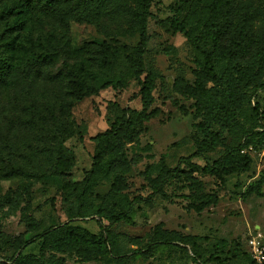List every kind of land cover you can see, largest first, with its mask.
Listing matches in <instances>:
<instances>
[{"label":"rangeland","instance_id":"1","mask_svg":"<svg viewBox=\"0 0 264 264\" xmlns=\"http://www.w3.org/2000/svg\"><path fill=\"white\" fill-rule=\"evenodd\" d=\"M11 1L14 0H0V12ZM194 1L153 3L145 72L141 76L144 80L150 69L156 72L154 100L147 108L140 93L142 83L127 72V56L136 57L139 43L138 29L133 23L118 16L91 20L56 9L51 11L53 14L32 12L30 23L20 31L15 46L17 51L20 47L24 51L15 61L17 70L9 75L7 84L0 83V157L3 153L12 158L19 153L41 155L39 150L44 145L58 143L47 132L54 128L47 126L50 116L44 119V132L34 125L19 123V119L28 118L27 107L33 102L54 106L57 96L63 98L67 94L68 79H63V75L75 73L83 64L91 74H102L95 55L99 45L109 44L120 70L127 74L124 89H102L72 107L65 106L64 110L60 104L55 105L61 126L57 133L64 134L63 145L74 152L75 165L65 174L52 168H47V173L64 184L77 186L91 168L95 150L92 138L110 127L118 107L131 109L132 117L135 116L134 124L118 140L119 149L131 160L130 168L122 173L121 179L113 175L110 179L101 178L86 197L89 214L70 219L72 222L99 233L103 223L108 226L106 219L100 217L105 210L100 206L114 188L131 197L148 196L152 191L151 186L147 187L144 172L149 164L163 160L171 168L180 166L184 170L164 187L165 195H152L146 203L137 205L131 220L111 225L124 247L119 259L108 254L83 260L75 253L50 249L43 251L45 259L62 264H249L251 238L258 237L264 243V70L244 76L236 96L228 102L226 124L213 126L214 132H219L215 149L193 159L204 166L206 161L227 155L223 172L217 175L193 172L180 163L199 147L203 136L198 126L204 116L196 110V99L184 93L178 81L182 78L191 85L201 82L207 87L214 86L210 81H199L202 79L195 75L193 45L201 38L204 25L193 21L194 24L187 25L185 34L176 33L171 27L173 20L187 14ZM198 2L203 5V1ZM177 11L182 14H176ZM256 11L261 14L259 4ZM45 49L54 52L51 62H39L29 72L19 69L30 51ZM0 53H9L7 38L0 40ZM244 64L237 66L234 76L242 75ZM96 80L100 79L90 81ZM9 116L17 121L16 131L7 122ZM45 180L7 177L0 172V260L21 251L40 255L41 241L24 250L20 246L48 227L70 221L69 203H77L78 189L69 186L63 190ZM204 193L215 195L216 200L197 212L184 195ZM107 210L110 212V208ZM179 238L187 239L182 242Z\"/></svg>","mask_w":264,"mask_h":264},{"label":"trees","instance_id":"2","mask_svg":"<svg viewBox=\"0 0 264 264\" xmlns=\"http://www.w3.org/2000/svg\"><path fill=\"white\" fill-rule=\"evenodd\" d=\"M198 1H203V5L199 6ZM154 2L155 0H14L6 3L0 12V21L3 22L0 23V40L7 38L9 53L6 55L0 53V83L7 84L9 75L17 70L15 61L24 50L20 47L17 51L15 44L20 31L30 23L32 12L41 11L53 14L51 11L57 9L60 13H73L76 17H88L91 20L98 17L112 19L118 16L133 23L138 29L137 54L136 57L127 56V72L132 73L130 75L142 83L140 93L145 107H150L154 100L152 91L155 87L156 72L150 69L144 80H141V76L145 72L144 55L149 46L148 23L149 18L153 16L151 9ZM258 4L261 7V14L256 11ZM186 13L183 18L177 17L172 21V30L185 34L187 25L201 21L204 25L202 36L193 45L195 75L198 80L202 79L199 81L207 80L214 86L207 87L201 82L191 85L184 82L182 78L178 81L180 89L196 99V110L204 116L202 124L198 126L203 136L199 147L189 156L182 158L180 163L193 172L217 175L223 172V166L228 160L227 155L211 162L206 161L204 166L194 162L193 159L215 149V138L219 132H214L213 126L217 123L226 124L228 102L236 96V90L243 82L244 76L264 70V0H195L189 5ZM176 14L181 15L182 11H177ZM95 55L99 58L102 74H91L83 64L76 68L75 73L63 75V79H68L67 94L63 96L64 99L57 96L54 106L50 103L38 105L33 102L27 107L28 118L22 116L19 119V123L25 126L34 125L44 132L46 126L44 119L50 116L51 120L47 126L54 125V128L47 132L51 133L58 143L51 145L46 143L47 145L39 150L41 155H37L38 152L19 153L12 158L3 153L0 157V172L7 177H23L42 181L49 179L63 190L69 186L76 187L78 189L77 203H69V220L87 216L89 214L85 204L87 195L95 189L101 178L110 179L113 175L121 179L122 173L130 168L131 162L119 149L118 140L126 133L128 127L134 124L135 116L132 117L134 111L118 107L110 127L92 138L95 150L91 168L78 186L64 184L57 176L47 173V168H52L57 173L65 174L70 172L75 165L74 152L63 145L64 134L57 133L61 130V126L56 113L59 110L55 105L60 104L61 109L64 110L65 106L72 107L83 97L96 95L102 89L125 88L124 78L127 74H123L120 70L119 62L109 44L99 45ZM53 56L54 52L51 50H32L19 69L29 72V69L34 68L39 62H51ZM243 63L246 64L241 68L240 74L242 75L234 76L237 66ZM93 78L100 80L90 81ZM7 122L16 131L15 118L9 116ZM59 135H62V138H59ZM182 171L184 170L180 166L171 168L163 160L158 164H149L144 173L147 187L151 186V194L148 196L134 194L131 197L128 193L120 192L119 188H114L104 198L105 204L100 206L105 209L100 212V217L106 219L104 221L108 222V226L101 224L99 233H92L71 220L58 223L20 246L24 250L30 244L41 241L40 252L42 253L40 255L26 254L21 251L18 255H12L4 260L12 264H62L59 261L45 259L43 251L46 249L75 253L83 260L97 259L108 254L119 259L121 254H124V247L119 244L117 235L110 228L111 225L119 221L131 220L137 205L146 203L152 195H165L164 187ZM155 173L156 175L153 176ZM184 196L190 199L192 208L197 212H201L208 203L216 200V196L210 193ZM187 238L179 239L185 242ZM249 264H253L252 259Z\"/></svg>","mask_w":264,"mask_h":264},{"label":"built area","instance_id":"3","mask_svg":"<svg viewBox=\"0 0 264 264\" xmlns=\"http://www.w3.org/2000/svg\"><path fill=\"white\" fill-rule=\"evenodd\" d=\"M249 243L251 246L250 256L253 264H264V243L258 237L251 238ZM0 264H12V262L0 260Z\"/></svg>","mask_w":264,"mask_h":264}]
</instances>
